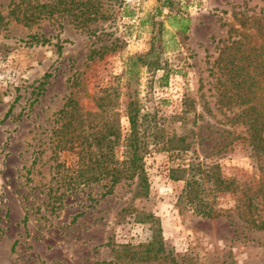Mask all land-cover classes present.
<instances>
[{"label": "rangeland", "instance_id": "374dc122", "mask_svg": "<svg viewBox=\"0 0 264 264\" xmlns=\"http://www.w3.org/2000/svg\"><path fill=\"white\" fill-rule=\"evenodd\" d=\"M17 2L0 0V264H119L116 246L147 245L157 229L177 264H264V231L237 214L240 192L208 193L218 216L206 219L181 199L185 181L170 178L171 169L201 164L206 179L256 181L246 128L234 122L236 110L218 105L216 60L264 0H99L107 19L88 29L66 16L25 26L11 13ZM173 16L189 21L186 34L170 26ZM152 41L160 69L140 72L143 108L157 112L164 134L178 132L174 118L186 110L191 150L146 157L144 198L128 181L106 195V181L71 192L63 184L74 175L65 168L76 156L54 149L56 114L72 91L83 98L111 84L125 59ZM121 125L125 131L124 118Z\"/></svg>", "mask_w": 264, "mask_h": 264}, {"label": "trees", "instance_id": "16d2710c", "mask_svg": "<svg viewBox=\"0 0 264 264\" xmlns=\"http://www.w3.org/2000/svg\"><path fill=\"white\" fill-rule=\"evenodd\" d=\"M14 19L25 26L56 16H66L76 28L88 29L91 22L107 19L100 12L99 0H18L11 11ZM170 26L178 33L188 32L189 21L173 16ZM237 39L224 43L216 62L217 101L220 107L236 110L234 122L246 128L248 145L254 153L258 176L254 183L240 186L235 179L225 180L219 173L210 177L202 175L201 164H188L170 170L174 181L184 180L181 199H186L192 211L202 218L218 216L208 202V193L236 195V212L242 222L264 231V11L260 16L245 18ZM115 44H112V46ZM142 69L154 72L160 69V52L152 41L150 49L140 55L125 59L123 69L112 77L111 84L92 94L72 91L56 114L53 134L57 152H71L76 156L73 167H66L74 178L63 184L71 192L106 181L108 189L103 195L122 182H136V198L148 195L149 184L145 159L155 150L186 154L191 142L185 130L187 111L174 119L180 123L178 132L164 134V121L157 120V112L145 111L140 98L139 80ZM167 73L161 81L167 78ZM78 81V82H77ZM80 80L72 83L78 86ZM88 98L87 108L81 100ZM127 122L122 129L121 120ZM186 177V178H185ZM210 187H205L208 185ZM243 190V191H242ZM116 261L123 264L161 263L177 264V260L165 253L160 229L152 242L132 247L116 246Z\"/></svg>", "mask_w": 264, "mask_h": 264}]
</instances>
